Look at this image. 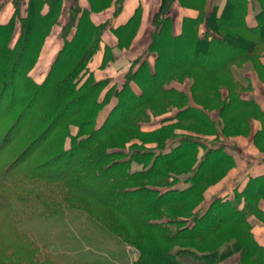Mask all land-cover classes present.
Here are the masks:
<instances>
[{
  "label": "trees",
  "instance_id": "obj_1",
  "mask_svg": "<svg viewBox=\"0 0 264 264\" xmlns=\"http://www.w3.org/2000/svg\"><path fill=\"white\" fill-rule=\"evenodd\" d=\"M88 2L87 9L79 0H12L7 21H1L0 4V211L26 196L44 197L42 217L81 210L140 252L134 264H179L185 256L200 264H264V245L254 233L256 224L264 225V175L251 177L232 198L214 199L189 226L185 218L236 167L235 158L224 146H212L198 158L201 144L192 137L158 154L144 148L151 141L165 147L176 130L186 128L215 142L218 133L248 135L254 118L262 129L252 142L264 152V111L243 96L248 87L235 76V67L251 62L264 81V0H226L221 10L216 0L209 9V0H161L148 47L120 82L98 79L90 63L109 30L119 48L131 46L142 10L114 29L110 20L96 23L93 14L113 7L117 18L126 1ZM177 4L199 12L182 20L179 33ZM249 8L258 10L254 27L247 22ZM57 26L63 46L39 83L31 72ZM112 57L107 48L103 69ZM185 79L191 81L188 93L170 86ZM114 98L117 103L99 125L101 111ZM176 108L166 119L171 123L143 130L152 115ZM210 110L218 111L217 119ZM72 125L78 133L66 148ZM133 162L145 170L133 173ZM184 173L191 174L188 186L171 182V175ZM3 220L0 264H42L14 216Z\"/></svg>",
  "mask_w": 264,
  "mask_h": 264
},
{
  "label": "rangeland",
  "instance_id": "obj_2",
  "mask_svg": "<svg viewBox=\"0 0 264 264\" xmlns=\"http://www.w3.org/2000/svg\"><path fill=\"white\" fill-rule=\"evenodd\" d=\"M0 4H4L3 12L1 14V21H7L8 19H10L14 11L12 0H1ZM66 21L67 16L64 15L61 23L64 24L66 23ZM60 30L61 29L58 26L54 28L52 35L48 38L46 44L42 48L37 65L31 72V75L37 81H39V83L43 82L48 75L60 49L63 46V41L58 37ZM149 59L152 63L154 61L153 55L150 56ZM91 67L89 71L95 74V71H92ZM90 72L86 75V77H88ZM235 76H237V80L244 87H248L243 94L246 99H254L259 104L260 102L264 101V81L260 79L251 62H247L239 67H235ZM170 86L175 87L179 91L188 93L190 90L191 81L189 79H185L184 81L174 80L170 84ZM135 89H137V87ZM116 103L117 99L114 98L111 103L101 111L98 118L99 125H102L105 122L106 117L113 108L112 106H114ZM262 109L264 111V106H262ZM176 111L177 108L173 109L172 111L164 112L161 116L152 115L150 121L142 125L143 130L150 132L156 130L162 125L171 123L166 119L174 115ZM217 112V110H210L208 114L213 119H217ZM164 120L166 121L163 122ZM250 125L251 131L248 135H233L230 137H225L222 133H218L217 137H220V140H218L217 142H215L214 140L215 137L199 134L196 131H192L187 128L185 130H176V133H174L175 137L167 140L165 144L163 143L165 147L161 146V144L158 147V143L151 141L144 145V148L155 151L158 154L162 149H165V152L168 151L172 148V144L180 143L185 139V137H192L198 140V144H201V148L197 156L198 158L202 159L206 154V149L211 148L212 146H224V148L231 153L230 148H236L234 146L238 143L237 141L233 140L234 138H247L251 135L253 128L254 130L257 129V132L262 129V122L258 119H251ZM70 132V136L67 137V139L65 140L66 142H64L66 143V148H70L72 137L76 136L78 133V127L76 125H72L70 127ZM255 134L253 136H255ZM135 142L138 143L140 141ZM130 144L131 143H129L128 146H130ZM249 146V143L245 144L246 150H249ZM253 146L258 150L259 153L264 155V152H262L254 142ZM129 151L132 152V148L126 149V152ZM241 155H244L246 158H248L246 160L248 164H253L251 158L255 159V157L257 156L248 151L242 152ZM131 168L133 173L135 171L145 170L144 165L138 162H133ZM233 169L234 168H232V170ZM244 169L245 168L241 170ZM237 170H239L240 173V168ZM190 175V173H184L181 175L173 174L170 176L171 182H173L175 179L178 180V185H180L181 187H186L188 186V184H185V182L186 180H188V178H190ZM225 178L227 179V177ZM225 178L218 182V184L222 183ZM229 180L230 179H228L221 185L223 186L224 190L220 188L221 186L218 188L214 187L215 185L210 186L206 190L205 194L203 195V200L195 209H193V215L191 217L185 218L186 220L184 221L187 222V225L191 226V222L195 220V217H202V214L206 211V209H208L214 199L224 197L223 195L215 197V195L224 194V192L226 191L231 192L233 190L234 184L232 185V182H230ZM239 189H241V187H239ZM162 190L165 189L162 188ZM233 194L234 192L232 194L226 195L224 198H232ZM44 208V197H40L39 199H37V197L33 196L30 199L26 196L25 199L21 200L13 198L11 200L9 208H5L4 212L0 211V223L1 220H3L5 214L14 216L19 233L25 236L28 239V242L32 243V245H34L35 247V252H33V254H35L34 260L39 261L42 264L45 261L50 260L53 261L54 264H134L138 260L140 252L136 251L135 248H133L130 244L124 242L120 237L111 233L104 225H102L93 217L87 215L85 212L81 210L68 209L64 210L56 216L48 218L47 216L42 217V213L45 210ZM2 212L4 213V215L2 214ZM4 224V228L7 227V224L5 222ZM258 225L259 223L255 225V234L259 240L264 241V226ZM5 231L6 230H3V228L1 227V235L4 236ZM21 239L24 238H20V240ZM26 245H28V243ZM179 264L200 263L190 257L185 256L179 258Z\"/></svg>",
  "mask_w": 264,
  "mask_h": 264
},
{
  "label": "crops",
  "instance_id": "obj_3",
  "mask_svg": "<svg viewBox=\"0 0 264 264\" xmlns=\"http://www.w3.org/2000/svg\"><path fill=\"white\" fill-rule=\"evenodd\" d=\"M79 1L81 7L87 9L89 8L88 0H79ZM125 1L126 2L123 11L120 13V15L117 18L113 16L114 13L113 7L106 10L105 12L99 14H93V19L96 23H104L107 20H110L111 25L115 29L118 26L125 24L134 15V13L138 8L142 10L141 26H139L140 28L138 30V33L136 37L133 39V42L129 48L121 49L117 46L118 38L113 34L112 32L113 30H109L105 33L103 37V42L101 44V49L94 56L90 64V67L92 65L91 70L95 71V75L98 79L112 77L114 81L120 82L122 76L129 71L131 61L136 57H138L139 55H141L142 52H144L147 49L148 44L150 42V31L152 28V20L154 15L160 8L161 0H125ZM210 1L211 0H209L207 9L210 8ZM216 3L220 5V10H221L225 5L226 0H216ZM257 11L258 10L256 8L254 9L249 8L247 22L248 25L251 27L257 25L256 22ZM198 14H199L198 11L195 10L193 11V9L184 8L183 6L177 4L175 10L173 11V19L175 21L174 25H175L176 33L180 32L181 23L185 17H196ZM107 48L112 49L113 57L107 68L103 69L101 65L103 64ZM260 104L264 106V101L260 102ZM256 132L257 129L254 130L253 128L252 133L249 137L247 138L237 137L233 139L234 141L238 142L234 146L236 148L234 149L230 148L232 154L231 156H233L236 160V167L229 173L227 179L225 178V180L222 183H219L214 187L217 188L220 187L228 179H230L229 181L232 182V185L234 184V187L231 192L226 191L224 192V194L215 195V197H219L222 195L225 197L226 195L232 194L236 188L244 187L251 177L264 175V155L258 152V150L253 146V142H252L253 135ZM248 143L250 145L249 150H246L245 144ZM246 151L257 155L255 159L251 158L253 164L251 163L248 164V162L246 161L248 158H246L244 155H241L242 152H246ZM242 167L245 169L241 170L243 169ZM236 168L237 169L240 168V173L239 170H237ZM220 188L224 190L223 186H221ZM258 226H264V225L259 224ZM256 240L259 242V244L264 245V241L259 240L257 236H256Z\"/></svg>",
  "mask_w": 264,
  "mask_h": 264
}]
</instances>
